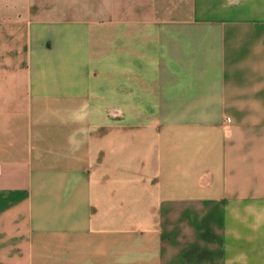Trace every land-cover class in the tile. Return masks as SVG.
<instances>
[{
  "label": "crops",
  "instance_id": "1",
  "mask_svg": "<svg viewBox=\"0 0 264 264\" xmlns=\"http://www.w3.org/2000/svg\"><path fill=\"white\" fill-rule=\"evenodd\" d=\"M0 264H264V0H0Z\"/></svg>",
  "mask_w": 264,
  "mask_h": 264
},
{
  "label": "clouds",
  "instance_id": "2",
  "mask_svg": "<svg viewBox=\"0 0 264 264\" xmlns=\"http://www.w3.org/2000/svg\"><path fill=\"white\" fill-rule=\"evenodd\" d=\"M77 119H80V120L84 119V115H78Z\"/></svg>",
  "mask_w": 264,
  "mask_h": 264
}]
</instances>
